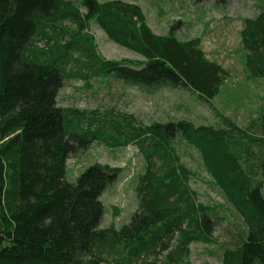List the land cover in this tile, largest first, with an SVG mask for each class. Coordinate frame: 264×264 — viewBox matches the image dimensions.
I'll use <instances>...</instances> for the list:
<instances>
[{
	"label": "trees",
	"instance_id": "trees-1",
	"mask_svg": "<svg viewBox=\"0 0 264 264\" xmlns=\"http://www.w3.org/2000/svg\"><path fill=\"white\" fill-rule=\"evenodd\" d=\"M92 24L141 59L103 58ZM240 38L248 77L264 79V9L244 20ZM91 76L195 93L223 126H144L133 115L97 120V113L58 105L67 80ZM228 77L199 39L184 42L173 28L156 34L134 3L0 0V264H101L105 256L114 264H158L176 235L162 264H181L192 244H214L210 219L221 207L201 203L190 187L197 174L177 154V137L199 152L240 219L221 248V264H264V117L242 128L217 109L213 100ZM95 141L114 149L135 145L146 161L136 180L138 209L119 229L100 227L101 198L118 169L95 164L76 183L66 179L71 154Z\"/></svg>",
	"mask_w": 264,
	"mask_h": 264
},
{
	"label": "rangeland",
	"instance_id": "rangeland-1",
	"mask_svg": "<svg viewBox=\"0 0 264 264\" xmlns=\"http://www.w3.org/2000/svg\"><path fill=\"white\" fill-rule=\"evenodd\" d=\"M101 3L115 0H98ZM134 3L144 10L148 23L158 35L168 34L173 28L176 37L184 42L199 39L208 59L220 64L229 72L224 90L213 104L238 126L245 127L264 117V79L250 78L245 70L240 32L244 20L257 18L264 9V0H120ZM90 33L95 37L99 54L109 61L141 59L134 52L111 42L95 24ZM37 45L49 47L39 41ZM228 97L229 100L224 101ZM58 105L80 111L97 113V120L117 119V115H133L137 124L169 123L189 120L195 125L222 127V121L195 93L185 90L162 89L148 91L129 86L114 77H75L65 82L58 96ZM114 117V118H113ZM114 120V121H115ZM174 146L182 162L197 177L189 185L199 194L205 205H220L219 213L211 215L210 235L214 244H192L190 257L181 264H221V248L240 230V219L233 207L225 200L222 191L206 172L199 152L185 140L177 137ZM99 164L118 169L114 183L103 194L104 216L101 228L116 229L128 225L136 213L139 197L136 180L146 168V161L137 146L114 149L95 141L86 151L71 154L67 161L69 182L90 166ZM177 235L169 242V250L158 256L162 264L167 253L175 249ZM156 257H151L154 260ZM101 264L111 263L105 256ZM91 264V263H86Z\"/></svg>",
	"mask_w": 264,
	"mask_h": 264
},
{
	"label": "crops",
	"instance_id": "crops-1",
	"mask_svg": "<svg viewBox=\"0 0 264 264\" xmlns=\"http://www.w3.org/2000/svg\"><path fill=\"white\" fill-rule=\"evenodd\" d=\"M226 84H227V82H226ZM225 89H226L227 91H230L232 88L229 87V86H227V87L224 86V87L221 89V92H220V94H219V97H220L221 95L223 96V94L225 93V92H224ZM227 100H229L228 97L224 98L225 103H226ZM262 117H263V116H262ZM239 126H240V125H239Z\"/></svg>",
	"mask_w": 264,
	"mask_h": 264
},
{
	"label": "water",
	"instance_id": "water-1",
	"mask_svg": "<svg viewBox=\"0 0 264 264\" xmlns=\"http://www.w3.org/2000/svg\"><path fill=\"white\" fill-rule=\"evenodd\" d=\"M91 264H94V263H91Z\"/></svg>",
	"mask_w": 264,
	"mask_h": 264
}]
</instances>
